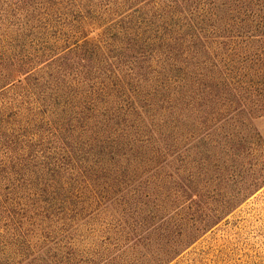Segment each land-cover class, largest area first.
<instances>
[{"label": "rangeland", "instance_id": "1", "mask_svg": "<svg viewBox=\"0 0 264 264\" xmlns=\"http://www.w3.org/2000/svg\"><path fill=\"white\" fill-rule=\"evenodd\" d=\"M211 3L0 0L4 53L40 58L26 105L48 98L4 176L20 191L0 208V264H162L165 248L179 250L166 264H264V116L231 122L193 96L224 57L221 39L196 38L223 27ZM84 20L100 39L67 34ZM78 55L87 70L67 66Z\"/></svg>", "mask_w": 264, "mask_h": 264}, {"label": "trees", "instance_id": "2", "mask_svg": "<svg viewBox=\"0 0 264 264\" xmlns=\"http://www.w3.org/2000/svg\"><path fill=\"white\" fill-rule=\"evenodd\" d=\"M212 2L207 12L210 14V18H214L215 21L217 20V23H214L215 28L218 23L220 26L223 23V27L220 30V27H217V31H210L211 36L209 37H202L200 35V37L196 38L221 39V43L225 47V51L222 53L224 57L211 62L208 69L205 68L204 81L202 78L201 82L202 86H204L207 80V86L206 88L204 86V91L203 89L201 91L195 90L193 96L197 101L204 100L209 102L219 99L221 106L224 108V116L229 117V121L231 122L253 123L254 120L264 116V0H212ZM80 5L83 8L87 7L82 5V2L78 4V7ZM9 19H11L9 15L0 16V39H9L7 36L8 34L10 35L9 31L11 27L9 26V21L6 22ZM78 26L77 30H73L71 26L67 27V34L70 35L71 32L72 34H78L77 36H81V39H100L105 29L104 27H100L99 23L95 21H79ZM243 28L248 30V35H244L242 32ZM252 43H261L263 46L254 56L250 53V50L253 49H250ZM1 46L0 208L6 211L3 205L7 202L17 203L13 199L16 198L18 191H20L19 186L6 183L4 177L7 176V180L9 181L11 176L21 172V168L17 169V165L14 163L13 158H11L14 152H17L16 148L19 136L21 135L20 131L24 130L25 133L32 131V123L35 116L34 105L42 104L41 106H43L48 98L43 95L44 97L35 99L26 105L27 103L23 95L25 92H33L32 86L34 85L32 82L35 81L32 78L35 75L33 70L40 58L5 54ZM85 60V58L78 55L73 60L69 59L66 62L68 63L67 66L69 64L71 66V63L73 62L74 64V61H76L75 64L81 67L80 62H85ZM83 66L81 68L87 70ZM78 70L76 74H79L80 81L78 82L77 80L76 84L82 86L89 83L90 80L88 78L82 77V75H87L83 71H80V68ZM199 73L201 71L195 72V74ZM71 83L74 84L75 81ZM73 91L78 93L76 88ZM58 92L60 91L58 90ZM101 92H103L102 88L97 89L96 94L88 100L91 102L95 101ZM213 92H217L218 95H221V98L211 95ZM53 100L57 101L59 99L55 98ZM28 107L30 109H27ZM114 145L118 147L119 144L113 142L110 144L111 148ZM108 147L107 145L100 146L101 152L103 154L113 153V149L109 152ZM97 173L98 171H96ZM57 174L59 175L60 172L50 171L45 176L50 177L51 180H56L58 178ZM183 196L189 200H191V196L194 197L189 193ZM210 222H213V220ZM131 236L132 242H134V235ZM196 236L187 237L181 244L193 241ZM178 253L179 250L177 249L166 251L165 248L161 260V262L163 261L162 264L168 263Z\"/></svg>", "mask_w": 264, "mask_h": 264}]
</instances>
